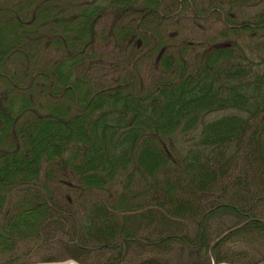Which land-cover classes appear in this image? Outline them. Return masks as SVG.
Segmentation results:
<instances>
[{"label":"trees","instance_id":"obj_1","mask_svg":"<svg viewBox=\"0 0 264 264\" xmlns=\"http://www.w3.org/2000/svg\"><path fill=\"white\" fill-rule=\"evenodd\" d=\"M260 204L264 0H0V264H243Z\"/></svg>","mask_w":264,"mask_h":264},{"label":"rangeland","instance_id":"obj_2","mask_svg":"<svg viewBox=\"0 0 264 264\" xmlns=\"http://www.w3.org/2000/svg\"><path fill=\"white\" fill-rule=\"evenodd\" d=\"M185 29H190L189 25L185 26ZM208 30L213 31V28H210L207 25ZM191 30V29H190ZM201 31V30H200ZM199 33V32H198ZM258 216H262L264 218V205L259 206V209L256 210ZM237 221L236 217L232 215H216L211 219L208 218V222L206 223V229L209 231L210 236H214L220 231H226L234 226ZM178 231V230H177ZM179 232V231H178ZM180 234V233H179ZM155 234H151V237H154ZM151 239V238H150ZM27 247L31 244V240L24 242V244L19 242V247L21 250H24V245ZM25 246V247H26ZM45 244L42 246L39 254H46L53 252V248H47ZM223 251L228 252V255L232 256L235 262L243 263V264H262L264 262V235L263 233H236L229 236L226 243L223 245ZM35 251V250H33ZM37 252V249H36ZM133 257L142 258L146 256L157 255L159 258L168 261L170 264H189V261H193L196 257H198V253L196 251H192L189 248L183 246L179 241L172 242L163 249V247H153V246H145V248L138 250L140 254H137L135 251H130ZM134 252V253H133ZM102 254L95 256V258L100 259L103 256ZM133 262L132 264H134Z\"/></svg>","mask_w":264,"mask_h":264},{"label":"water","instance_id":"obj_3","mask_svg":"<svg viewBox=\"0 0 264 264\" xmlns=\"http://www.w3.org/2000/svg\"><path fill=\"white\" fill-rule=\"evenodd\" d=\"M67 263H73V264H78L76 261H74V259H68V260H62V261H40V262H30L28 264H67ZM217 264H233L232 262L231 263H228V262H220V263H217Z\"/></svg>","mask_w":264,"mask_h":264},{"label":"bare ground","instance_id":"obj_4","mask_svg":"<svg viewBox=\"0 0 264 264\" xmlns=\"http://www.w3.org/2000/svg\"><path fill=\"white\" fill-rule=\"evenodd\" d=\"M67 264H73V263H67Z\"/></svg>","mask_w":264,"mask_h":264}]
</instances>
